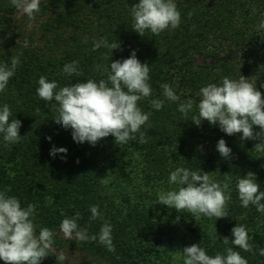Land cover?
<instances>
[{"label":"trees","instance_id":"trees-1","mask_svg":"<svg viewBox=\"0 0 264 264\" xmlns=\"http://www.w3.org/2000/svg\"><path fill=\"white\" fill-rule=\"evenodd\" d=\"M138 2L41 0L29 29L28 18L10 0H0V63L20 57L14 77L0 93V108L10 107V121H21L20 136L25 138L5 147L0 134V191L11 188L7 195L18 198L22 207L36 205L37 232L41 227L60 232L61 221L79 212V226L98 235L106 220L112 226L114 252L98 240L71 242L108 264H183L177 253L192 244L210 256L224 253L223 238L234 239L231 230L237 225L246 227L255 254L234 250L248 264H264V256L259 255L264 249V214L252 205L242 207L236 190L237 177L251 171L264 191V151L255 148L259 141H242L241 134L228 136L207 121L200 126L192 122L198 115L199 90L219 84L224 77L252 78L264 94L260 87L264 84V29H258L264 20V0H175L180 27L159 36L146 32L144 37L132 31L131 6ZM105 37L121 45L110 58L105 57V48L92 51L93 41ZM133 51L141 63L150 66L152 95L139 102L142 111L151 113L147 142L116 145L110 136L95 146L76 143L71 130L57 125L55 113L38 98L40 76L55 80L60 87L87 79L98 82L106 79L105 66L128 58ZM218 57L222 60L211 64L196 62ZM72 61L79 62L82 77L63 73L64 65ZM96 65H101L99 71ZM164 83L172 86L180 101L164 98L160 87ZM189 98L196 104L185 116L178 106ZM152 99L164 100L163 108L153 109ZM220 139L232 150L228 160L216 149ZM53 147L65 148L67 153L52 157ZM178 167L209 173L221 185L229 184L227 218L196 220L189 213L157 204L160 190L175 187L168 179ZM93 205L103 220L90 221ZM41 264L59 263L50 255Z\"/></svg>","mask_w":264,"mask_h":264},{"label":"clouds","instance_id":"clouds-1","mask_svg":"<svg viewBox=\"0 0 264 264\" xmlns=\"http://www.w3.org/2000/svg\"><path fill=\"white\" fill-rule=\"evenodd\" d=\"M40 2L41 0H10V4L28 18L29 29L40 11ZM192 15L193 13H188L189 18ZM131 17L132 31L140 37H144L146 32L159 36L165 31L178 29L182 22L175 0H139L131 6ZM258 29H264V20L260 21ZM84 42L87 43V38ZM24 46H28L27 40ZM100 48L107 49L105 57L110 58L113 51L121 50V45L117 40L109 42L105 37L93 41L92 51ZM19 65V55L11 56L10 63H0V93L6 91ZM100 68L101 65L95 66L97 71ZM63 73L69 77L84 75L78 61L66 63ZM104 73L107 74L106 79L98 82L87 79L86 82H75L64 87H60L55 80L49 82L45 76H40L36 93L45 102V106L55 113L53 121L65 130L70 129L73 140L78 144L95 146L110 136L114 137L116 145L130 141L146 143L147 133L151 128V113L142 111L139 102L152 95L149 64L141 63L133 51L128 58L105 66ZM160 87L166 100L180 101L171 85L164 83ZM260 87L264 88V84ZM198 96V115L192 117L196 126L207 121L211 126H219L220 131L228 136L241 134L242 141H259L255 148L264 151V94L257 89L252 78L242 75L239 79L224 77L219 84H208L201 88ZM194 104L196 102L189 98L179 103L178 111L187 116ZM150 105L159 111L164 106V100L152 99ZM40 111V108L36 109L37 113ZM11 116L10 107L4 104L0 108V134L5 147L25 139L20 136L21 121H10ZM47 139L50 141L51 137ZM216 149L225 160L231 158L232 150L224 139L218 141ZM58 153L66 154L67 149L53 147L49 154L55 157ZM168 183L175 187H170L167 191L160 190L157 204L177 213H189L196 220L205 217L217 221L228 217L231 200L228 183L221 185L209 173L201 174V171H191L184 167L172 171ZM236 190L242 207L252 205L264 214V191L260 190L253 172L237 177ZM10 191L11 188L0 191V261L3 264H41L55 251L53 245L56 234L48 227H41L37 232V225L34 223L36 205L22 207L18 198L7 195ZM90 212V221L103 220L98 206H91ZM81 219V214L77 212L61 221L59 230L65 239H75L78 243L98 240L108 251H115L110 223L104 220L99 234L90 235L86 227L79 226ZM176 219L178 222L179 215ZM231 232L234 239L223 238L224 253L210 256L200 245L192 244L177 254L182 256L183 264H248L240 252L234 250L238 248L255 254L254 246L249 243L246 227L237 225ZM230 243L232 246H229ZM259 255L264 256V249H260ZM66 259L63 252L56 255L60 264Z\"/></svg>","mask_w":264,"mask_h":264},{"label":"rangeland","instance_id":"rangeland-1","mask_svg":"<svg viewBox=\"0 0 264 264\" xmlns=\"http://www.w3.org/2000/svg\"><path fill=\"white\" fill-rule=\"evenodd\" d=\"M222 60V58H198V64H211L213 61ZM54 236V252L50 255L56 257L59 252H63L67 259L63 264H108L103 259L96 257L94 255L85 253L80 250L77 246L72 244L71 240L65 239L61 232H55ZM60 264V262H58Z\"/></svg>","mask_w":264,"mask_h":264}]
</instances>
